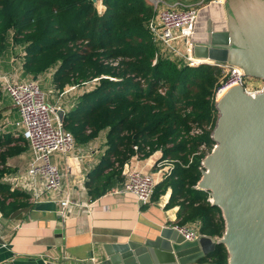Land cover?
<instances>
[{"label": "trees", "instance_id": "obj_1", "mask_svg": "<svg viewBox=\"0 0 264 264\" xmlns=\"http://www.w3.org/2000/svg\"><path fill=\"white\" fill-rule=\"evenodd\" d=\"M103 4L106 9L100 12L92 0H0V65L8 70L0 72H10L11 65L29 77L52 71L58 94L72 87L82 90L65 108L64 128L79 143L108 129L107 153L86 181L91 200L124 182L125 165L133 156L146 158L161 150L159 162L172 166L152 200L172 189L167 207L180 206V226L197 223L201 234L222 237L223 211L198 183L203 161L216 144V94L228 75L221 79L224 70L217 65L193 66L164 51L149 27L156 14L150 0ZM2 119L0 106V124ZM21 140L0 129L4 217L31 206L30 194L5 180L19 171L8 160L26 150ZM229 258L219 243L199 262L229 264Z\"/></svg>", "mask_w": 264, "mask_h": 264}, {"label": "water", "instance_id": "obj_2", "mask_svg": "<svg viewBox=\"0 0 264 264\" xmlns=\"http://www.w3.org/2000/svg\"><path fill=\"white\" fill-rule=\"evenodd\" d=\"M216 2L197 10L192 55L206 64L234 65L245 76L264 80V0H226V7ZM216 101V144L203 161L198 187L221 207L223 236L189 241L167 225L141 242L104 244L98 261L84 264H200L219 243L227 247L229 264H264V89L251 95L238 85ZM55 112L63 124L65 110L57 107ZM129 169L126 163L124 175ZM28 209L2 217L0 229Z\"/></svg>", "mask_w": 264, "mask_h": 264}, {"label": "crops", "instance_id": "obj_3", "mask_svg": "<svg viewBox=\"0 0 264 264\" xmlns=\"http://www.w3.org/2000/svg\"><path fill=\"white\" fill-rule=\"evenodd\" d=\"M96 4L100 12L105 11L103 0H97ZM12 68L9 73L15 80L37 79L42 90H46L47 102L64 110L69 109L71 101L81 92L72 89L67 94H55L52 71L29 77L22 70ZM14 70L20 72L19 77L13 73ZM2 71L8 70L3 67ZM68 91L69 87L65 92ZM0 106L3 109L0 129L12 132L17 137L22 136V131L15 126L20 118L19 111L11 97L4 92L0 96ZM107 134L108 129H104L89 142L76 141L74 150L68 154L53 153L52 162L63 172V189L56 192L45 191L42 179L30 177L28 169L33 153L30 143L22 136L21 145L26 142V150L8 160V164L19 171L5 180L15 188L28 192L31 198L36 194H40L41 198L35 201L30 198L31 206L27 207V211L2 224L0 238L3 236L4 243H0V264H84L93 262V258L97 262L104 244H120L130 240L141 242L154 237L164 226L179 225L180 206L167 207L172 189L155 201L140 204L133 193L122 192L125 178L124 182L115 185L105 195L96 200L90 199L86 181L107 153ZM162 154L161 150L146 158L137 154L129 161L130 168L157 172L160 181L162 177L156 163ZM171 166V163H165L164 173ZM67 197L73 202L63 207L61 202ZM2 217L0 211V222Z\"/></svg>", "mask_w": 264, "mask_h": 264}, {"label": "built area", "instance_id": "obj_4", "mask_svg": "<svg viewBox=\"0 0 264 264\" xmlns=\"http://www.w3.org/2000/svg\"><path fill=\"white\" fill-rule=\"evenodd\" d=\"M150 1L155 6L156 14L150 21L149 27L155 39L162 44L164 51L173 57L184 59L190 65H194L196 61L202 62L191 53L190 39L193 23L196 19L197 10L218 0H201L190 6L182 5V2ZM156 62L155 59L154 64ZM222 67L227 68L228 79L226 84L237 83L252 94H257L264 89V85L251 88L250 84L253 83H249L247 76L236 66L226 65ZM0 87L4 93L11 97L18 109L20 118L16 120L15 126L22 131V136L30 143L33 153L28 169L30 177L34 180L42 179L44 189L47 192L61 191L63 189V172L52 162L51 156L55 152L62 154L72 152L76 145L74 135L66 130L59 121L55 112L57 107L47 102V94L42 90L38 80L32 78L19 81L15 80L9 72H0ZM135 149L138 147L135 146ZM162 163L158 161V164L161 165ZM163 172V168L158 170L160 175ZM156 174L157 172H144L130 168L126 174V182L122 192L133 193L140 204L151 202L155 187L159 182V177ZM40 198L41 195L36 194L31 200L35 201ZM209 200L212 202L211 197ZM72 202L67 197L61 202V205L66 207ZM175 227L189 241L196 240L203 235L197 224L177 225ZM93 262H95L94 258Z\"/></svg>", "mask_w": 264, "mask_h": 264}, {"label": "rangeland", "instance_id": "obj_5", "mask_svg": "<svg viewBox=\"0 0 264 264\" xmlns=\"http://www.w3.org/2000/svg\"><path fill=\"white\" fill-rule=\"evenodd\" d=\"M149 1V0H148ZM178 1H181L182 3V5H186V6H190V4H197L199 1H201V0H165V2H168V3H175V2H178ZM224 3H225V7H226V0H222ZM151 2V1H150ZM18 61L19 60H17L16 62H17V66H18ZM201 64H203V62H200V61H196V62H194V65L193 66H198V65H201ZM208 64H211V63H208ZM211 65H213V64H211ZM219 67H221V66H219ZM1 68L3 69V67L0 65V70H1ZM224 71H223V76H222V78L221 79H223L224 78V76H226V74H227V68H225V67H221ZM13 73L16 75V76H18L19 77V75H20V72L18 71V70H14L13 71ZM247 78H248V80H249V83H253V84H250L251 85V88H255V87H260L261 85H264V80H262V79H260V78H257V77H252V76H247ZM32 79V78H31ZM34 79V78H33ZM42 79H43V76H42ZM27 80V79H26ZM37 80V79H36ZM20 81V80H19ZM22 81V80H21ZM227 85H229V84H224L223 86H222V88H224V87H226ZM221 88V89H222ZM43 89H44V87H43ZM220 89V90H221ZM73 90H76V91H81L82 92V90H80V89H73ZM72 90V91H73ZM219 90V89H218ZM217 90V94H216V100H218V96H219V91ZM46 91V90H45ZM55 94H58L56 91H55ZM51 95H53L52 93H51ZM50 98V97H49ZM52 98H50V100H51ZM165 165L162 163L161 165L160 164H158V161H157V163H156V167H157V170L158 169H160V168H163ZM164 169V168H163ZM157 170H155V171H157ZM163 174H164V172H163ZM163 174H161V177H162V175ZM13 177V176H12Z\"/></svg>", "mask_w": 264, "mask_h": 264}, {"label": "bare ground", "instance_id": "obj_6", "mask_svg": "<svg viewBox=\"0 0 264 264\" xmlns=\"http://www.w3.org/2000/svg\"><path fill=\"white\" fill-rule=\"evenodd\" d=\"M216 3H224L222 0H218ZM211 6H219V5H211ZM229 85H227L226 87L222 88L220 91H219V96H218V101H221L223 99V97L233 88L237 87V83H234V82H230L228 83ZM241 86V85H240ZM247 92V91H246ZM251 95H255V94H252V92H247Z\"/></svg>", "mask_w": 264, "mask_h": 264}]
</instances>
